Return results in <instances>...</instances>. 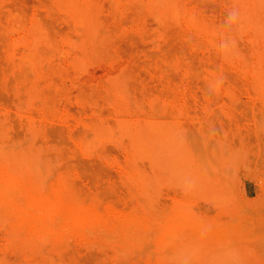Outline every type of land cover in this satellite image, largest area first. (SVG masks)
<instances>
[{
	"label": "rangeland",
	"instance_id": "374dc122",
	"mask_svg": "<svg viewBox=\"0 0 264 264\" xmlns=\"http://www.w3.org/2000/svg\"><path fill=\"white\" fill-rule=\"evenodd\" d=\"M0 264H264V0H0Z\"/></svg>",
	"mask_w": 264,
	"mask_h": 264
},
{
	"label": "bare ground",
	"instance_id": "6f19581e",
	"mask_svg": "<svg viewBox=\"0 0 264 264\" xmlns=\"http://www.w3.org/2000/svg\"><path fill=\"white\" fill-rule=\"evenodd\" d=\"M78 4V3H77ZM131 4V3H130ZM160 15V14H159ZM157 17H160V16H157ZM156 20V19H155ZM154 21V20H153ZM163 22H165V21H163ZM158 23V22H157ZM235 32V31H234ZM47 44V43H46ZM52 46V45H51ZM53 50V49H52ZM55 51H56V49H55ZM58 51V50H57ZM65 53V52H64ZM30 56H31V58H33L32 57V55H31V53H30ZM25 60H26V58H25ZM32 62V61H31ZM90 132V131H89ZM131 133V132H130ZM132 137V136H131ZM158 139V138H157ZM140 144V143H139ZM150 147V146H149ZM151 148V147H150ZM136 149V148H135ZM6 176V175H5ZM17 179V178H16ZM14 181V180H13ZM20 187V186H19ZM27 187V186H26ZM41 190V189H40ZM41 192V191H40ZM25 197V196H24ZM47 199H49V198H47ZM153 206V205H152ZM83 207V206H82ZM73 214V213H72ZM164 221V220H163Z\"/></svg>",
	"mask_w": 264,
	"mask_h": 264
}]
</instances>
